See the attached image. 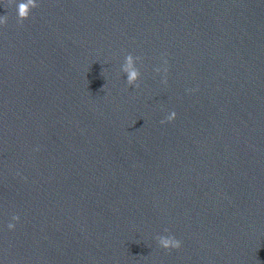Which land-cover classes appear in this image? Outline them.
<instances>
[{"label": "water", "instance_id": "1", "mask_svg": "<svg viewBox=\"0 0 264 264\" xmlns=\"http://www.w3.org/2000/svg\"><path fill=\"white\" fill-rule=\"evenodd\" d=\"M0 17V264H264V0Z\"/></svg>", "mask_w": 264, "mask_h": 264}, {"label": "clouds", "instance_id": "2", "mask_svg": "<svg viewBox=\"0 0 264 264\" xmlns=\"http://www.w3.org/2000/svg\"><path fill=\"white\" fill-rule=\"evenodd\" d=\"M16 5V15L18 23H23L24 20L29 19L31 10L37 7L39 0H12ZM6 21L3 17H0V25L4 24ZM141 63V57L134 56L132 54H128L124 57L123 63L120 66V71L126 77V83L128 86L133 88H138V81L141 78V71L137 67V65ZM165 64L167 61L164 62ZM156 73L159 74L161 69L158 67L155 69ZM167 72V68L164 69ZM165 84L166 80L163 81ZM194 91V90H189ZM177 113L172 111L165 116V119L161 121V123H171L176 119ZM20 221V217L18 215H13L11 217L10 222L7 223V229L12 231L15 229L16 224ZM167 232V229H165ZM156 241L159 247L165 250L179 249L181 247V241L177 239L175 236L168 235H158Z\"/></svg>", "mask_w": 264, "mask_h": 264}]
</instances>
